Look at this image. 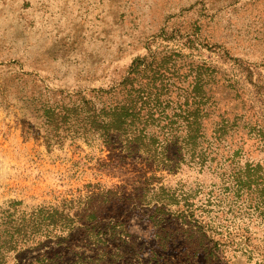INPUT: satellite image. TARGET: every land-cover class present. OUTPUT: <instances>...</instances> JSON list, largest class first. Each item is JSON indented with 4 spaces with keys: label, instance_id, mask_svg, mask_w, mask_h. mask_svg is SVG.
Returning a JSON list of instances; mask_svg holds the SVG:
<instances>
[{
    "label": "rangeland",
    "instance_id": "rangeland-1",
    "mask_svg": "<svg viewBox=\"0 0 264 264\" xmlns=\"http://www.w3.org/2000/svg\"><path fill=\"white\" fill-rule=\"evenodd\" d=\"M136 61L164 66L160 146L199 70L246 118L197 148L103 146L76 111ZM50 208L71 221L4 264H264V0H0V220Z\"/></svg>",
    "mask_w": 264,
    "mask_h": 264
},
{
    "label": "trees",
    "instance_id": "trees-1",
    "mask_svg": "<svg viewBox=\"0 0 264 264\" xmlns=\"http://www.w3.org/2000/svg\"><path fill=\"white\" fill-rule=\"evenodd\" d=\"M142 65L145 64L134 62L129 67L126 77L110 92L103 93L107 98V104L100 111L96 112L87 101H82L79 111H76V121L92 131L103 146L108 147L111 135L116 134L122 139L125 148H148L151 151L154 148L155 151V148H165L169 138L178 140L176 144L180 148H197L211 120L212 134L219 140L234 130L237 121L246 118L244 113L247 109L236 105L240 98L236 88L227 84L219 86L215 74L199 70L192 78L188 93L180 96L183 101L178 107L180 114L176 116V122H172L179 123V126L173 129L170 123L161 129L164 132H160L162 137L160 146L158 135L152 128L158 127L154 125V116L164 97V87L159 75V70H163L164 66L153 69L150 65L148 69H142ZM232 103L235 105L230 109ZM238 108L241 116L237 117L235 113L233 121H230V114ZM51 123L56 126V120H52ZM55 126L53 127L56 128ZM68 213L50 208L47 211L40 209L29 219L22 218L15 224L7 223L6 218L1 219L0 264L5 263L10 252L34 242L40 231L49 230L57 222L61 223L60 227L63 229L67 221H71ZM51 233L53 232L47 231L45 237Z\"/></svg>",
    "mask_w": 264,
    "mask_h": 264
}]
</instances>
